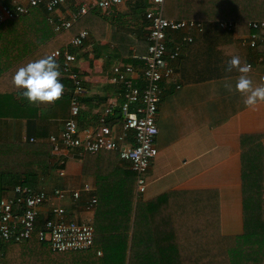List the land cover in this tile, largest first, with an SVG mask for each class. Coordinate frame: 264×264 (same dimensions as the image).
<instances>
[{
  "label": "crops",
  "instance_id": "0c3cea01",
  "mask_svg": "<svg viewBox=\"0 0 264 264\" xmlns=\"http://www.w3.org/2000/svg\"><path fill=\"white\" fill-rule=\"evenodd\" d=\"M133 1L127 0L114 8L115 12L110 10L103 14L110 22L102 36L97 38V49L91 50L92 45L86 55L80 52L76 64L82 73L85 90L77 118L80 130L95 128L103 108L121 102L119 88L110 84L107 77L111 67L127 58L134 46L124 48V41L115 32L118 28L112 30L111 22L121 17L134 26L136 16L130 11ZM73 8L71 3L56 14L64 16ZM123 32L131 39L129 32ZM98 48L101 56L95 57ZM221 48L228 57H241L242 64L252 56L236 42ZM184 74L192 76V81L184 83L182 75L176 74L171 81L163 83L156 116L157 155L146 174L147 187L143 195L147 199L136 197L133 184L132 201L136 206L166 193L176 196L188 191H215L221 234L239 236L243 233L241 158L244 152L249 153L250 148L259 145L264 169V104L255 108L245 106L243 97L234 91L238 77L236 70L219 72L214 69L204 80H197L196 72L188 73L185 69ZM248 75L254 87L264 83L260 67L255 66ZM12 77L0 75V147L6 148L0 155V170L3 172L0 197L10 194L19 184L48 195L55 190L74 191L88 184L92 187L89 193H81L78 201L67 196L60 205L68 219L94 226L92 221L98 219L100 212L108 214V210L99 211L98 204L106 200L107 195L110 199L120 195L119 181L124 171L130 169L128 164L115 152L80 155L76 150L61 149L54 153L49 137L57 136L62 130L66 102L60 99L51 106L29 105L25 99L18 98L19 92L12 85ZM226 82L231 83L233 91L224 86ZM176 85L179 87L175 88ZM12 169L13 174L9 173ZM24 170L27 171L22 173ZM105 172H109V176L107 174L106 180L99 182V176L104 177ZM91 196L96 197L97 204L88 211L85 204ZM50 207L47 202L41 208L42 218L49 217Z\"/></svg>",
  "mask_w": 264,
  "mask_h": 264
},
{
  "label": "trees",
  "instance_id": "16d2710c",
  "mask_svg": "<svg viewBox=\"0 0 264 264\" xmlns=\"http://www.w3.org/2000/svg\"><path fill=\"white\" fill-rule=\"evenodd\" d=\"M150 7L147 0H134L130 8L136 16L134 26L121 17L111 22L112 30L118 28L115 32L124 41V48L134 46L133 52L131 50L129 56L125 53L127 58L119 63L142 68V63L134 60L132 55L143 56L147 53L149 22L145 14ZM91 14L96 15L99 22L79 26V22ZM86 16L70 30L60 34L54 33L48 25L47 12L42 7L32 8L26 15L3 23L0 26V75L13 76L19 67L55 50L68 48L75 55L76 62L81 51L83 56L86 55L89 46L93 45L91 50L95 51L97 38L102 36L105 25L110 21L96 9ZM162 16L166 20L194 21L203 25L202 35L185 45L181 56L174 63L176 74L182 75L183 82L188 83L192 81V76H185V69L188 73L196 72L197 80L207 79L214 69L219 72L227 70L232 57H228L221 47L235 42L238 34H248V22L264 20V0H165ZM221 21H231L235 28L222 30L219 27ZM85 28L88 29L89 37L80 47H71V39ZM123 31L129 32L131 39ZM171 46L167 38L166 49L169 50ZM262 52L264 48L257 50L258 54ZM100 56L98 48L95 57ZM79 70L76 65L75 72L82 79ZM60 73V82L65 88L61 99L66 102L64 117L67 120L72 89ZM138 84L142 85L141 80ZM259 148V145L250 148L249 153L244 152L241 158L243 233L239 236L221 234L215 191H188L176 196L162 194L151 201L139 202L134 208V215L130 217V211L126 213L123 209V204L132 200L131 181L135 184V175L129 169L124 171L119 181L120 205L116 204L110 211V219L101 212L98 214L101 233L97 231V226L92 225L94 244L89 250L53 252L46 242H40L34 235L32 239L21 243L0 244V264H126V259L127 264H263L264 217L261 196L264 184L258 179L262 169ZM3 149L6 150L0 147V155ZM10 172L13 174L14 170ZM2 174L0 170V183ZM6 174L7 167L4 169ZM107 174L109 176V172H105L104 177L99 176V182L106 180ZM104 185H107V181ZM106 197L110 198V195ZM44 220L39 216L36 226H41ZM98 251H102V257L97 256Z\"/></svg>",
  "mask_w": 264,
  "mask_h": 264
},
{
  "label": "built area",
  "instance_id": "2783aa9c",
  "mask_svg": "<svg viewBox=\"0 0 264 264\" xmlns=\"http://www.w3.org/2000/svg\"><path fill=\"white\" fill-rule=\"evenodd\" d=\"M147 1L151 6L145 14L149 22L147 53L143 56L132 55L134 60L142 63V68L137 69L122 63L111 67L107 81L119 88L121 102L105 106L99 114L95 128H78L80 99L85 90L83 80L75 72V55L68 48L50 53L56 54L59 70L72 89L69 118L64 121L57 136L49 137L53 152L66 149L76 150L80 155H94L101 151L117 153L119 159L127 163L135 175L137 198L146 192V174L157 155L156 116L162 97L161 85L176 76L174 63L181 56L185 45L196 41L203 32L200 22L166 20L162 16L165 0ZM126 2L127 0H0V26L8 20L26 15L32 8L42 7L47 12L48 25L54 33L60 34L70 30L93 9L105 14ZM71 3L73 10L64 16L56 14L60 8ZM219 27L230 31L235 25L231 21H221ZM247 29L250 32L236 35L235 42L239 48L252 55L247 61L251 69L258 66L264 75V52L257 54L259 48H264V20L248 22ZM88 37L87 30H80L71 39L70 46L78 48ZM167 38L172 44L169 50L166 49ZM140 80L141 86L138 84ZM64 93L65 88L63 95ZM30 142H33V139H30ZM91 190L90 185L84 184L74 191L55 190L48 195L24 184L16 185L10 194L0 198V244H17L36 235L37 239L46 242L53 252L89 250L94 244V228L91 224L68 219L60 203L67 196L73 201H78L81 193H89ZM261 199L264 217V193ZM47 202L51 205L49 217L37 227L41 208ZM96 204V197L91 196L85 204V209L92 211ZM97 255L100 256L101 253L98 251Z\"/></svg>",
  "mask_w": 264,
  "mask_h": 264
},
{
  "label": "clouds",
  "instance_id": "9594fccd",
  "mask_svg": "<svg viewBox=\"0 0 264 264\" xmlns=\"http://www.w3.org/2000/svg\"><path fill=\"white\" fill-rule=\"evenodd\" d=\"M233 70L238 73L234 91L243 97L245 106L255 108L264 104V83L253 86L248 75L252 70L251 65L242 64L239 56H233L228 62L227 71ZM60 77L56 54L52 53L19 67L12 77V85L19 92L18 98L25 99L29 105L51 106L63 96L64 86ZM224 86L233 91L231 83L226 82Z\"/></svg>",
  "mask_w": 264,
  "mask_h": 264
},
{
  "label": "rangeland",
  "instance_id": "374dc122",
  "mask_svg": "<svg viewBox=\"0 0 264 264\" xmlns=\"http://www.w3.org/2000/svg\"><path fill=\"white\" fill-rule=\"evenodd\" d=\"M100 14H102L101 12H100ZM103 15V14H102ZM99 18L98 17H96V15H94V14H91V15H88V16H86L84 19H82L80 22H79V26H88L90 23H93V22H99ZM107 27V24L105 25V28ZM105 32V31H104ZM82 64H84V62L83 63H80V65H82ZM261 174V175H260ZM259 175H260V177L258 178L259 179V181L261 180V182H263L264 183V169H261V171H259ZM132 179L130 178L129 179V181H131ZM133 180L131 181V185H132V189H133ZM143 198H145V199H147V197L146 196H143ZM117 204V206H119L120 205V196L119 195H117L116 196V199H115V197L113 198V199H110L109 197L106 199V200H104V201H101L99 204H98V209H99V211H106V210H108V214L106 215L107 217L108 216H110V211L113 209V207H115V205ZM124 205V211L127 213V212H129L130 211V217H132L133 215H134V208H135V204H134V201H130V203H125V204H123ZM109 218V217H108ZM110 219V218H109ZM93 224L95 225V226H97V228H98V232H102L101 230H100V223H99V221H98V219H93ZM131 223H132V218H131ZM102 237H103V234H102ZM99 242V241H98ZM102 242V241H101ZM100 253H101V255L100 256H98V257H102V255H103V253H102V251H99ZM127 259H126V264H127Z\"/></svg>",
  "mask_w": 264,
  "mask_h": 264
}]
</instances>
